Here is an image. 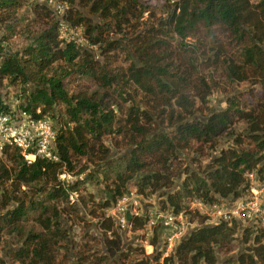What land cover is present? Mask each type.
<instances>
[{"label":"trees","instance_id":"16d2710c","mask_svg":"<svg viewBox=\"0 0 264 264\" xmlns=\"http://www.w3.org/2000/svg\"><path fill=\"white\" fill-rule=\"evenodd\" d=\"M26 1L0 0L4 32H0V112L11 110L1 91L3 85H11L16 109L54 121L56 160L37 156L26 162L13 146L0 151V235L17 239L16 247L6 253L9 264H55L58 252L68 251L70 241L61 216L69 205L68 195L83 184L103 182L114 201L127 190L129 181L139 194L169 187V160L177 158L178 151L191 148L192 143L214 147L216 139L240 120L245 128L233 137L234 145L221 149L199 173H187L181 189L162 193L164 205L177 215L187 211L186 198L204 204L218 198H242L250 187L248 173L264 178V100L248 107L232 95L225 107L206 117L188 118L195 99L205 103L211 91L206 76L197 75L201 49L204 59L200 61H206L207 68L220 66L227 76L240 79L251 72L264 94V0H166L165 17L157 25L143 27L139 15L146 8L138 0H58L63 4L59 14L48 4L32 1L31 10L43 18V25L32 32L24 25L18 28V32L26 30L28 42L12 50L6 47L10 35L5 32L17 26L21 19L16 12ZM68 27H80L103 59L113 50L131 52L128 80L151 97L152 108L172 106L174 101L186 115L170 113L173 128L153 130L152 114L134 104L122 111L106 93H86L85 89L69 93L64 87L69 78H86L105 89L113 77L91 49L60 36V29ZM216 32L224 35L225 43L217 39ZM229 47L237 52L228 53ZM111 133L128 137L130 148L110 156L103 137ZM78 158H84L87 165L76 167ZM60 173L73 178L60 179ZM105 200L101 208L108 205ZM113 221L108 215H98L95 225L110 235L101 236L103 252L83 243L82 263L122 264L135 253L127 264H160V259L163 264H216V253L230 242L236 225L234 219L200 225L163 256L165 241L160 242L157 234L151 244L160 249L151 254H145L140 245L122 247ZM147 222L146 214L129 220L133 230ZM254 230L252 243L244 251L217 264H264V223ZM251 231L250 226L245 228L246 233ZM91 240L98 242L94 236ZM0 264L7 263L0 257Z\"/></svg>","mask_w":264,"mask_h":264},{"label":"rangeland","instance_id":"374dc122","mask_svg":"<svg viewBox=\"0 0 264 264\" xmlns=\"http://www.w3.org/2000/svg\"><path fill=\"white\" fill-rule=\"evenodd\" d=\"M32 1L37 4L41 3L43 5H47L46 0H27L25 4L17 10L16 15L21 20L17 23V26L12 29V31L5 32V34L9 33L10 35V38H8L6 43V47L9 46L12 50L20 49L28 42L26 30L18 32V28L24 25L29 32H32V30H35L40 25H43V22H41L43 21V18L35 16L31 10L30 2ZM138 1L142 7L146 8L142 15H139V21L141 22L142 27L144 24L157 25L158 21L165 17L167 9L166 0ZM52 11L54 14H58L53 8ZM0 32H3L2 28L0 29ZM60 35L66 40L68 38H74L77 42L76 45L80 48L87 47L91 49L90 51L94 55V58L99 60L103 67L107 69V72L113 77L110 87L105 89L96 87L86 78H69L64 81V87L69 93L75 92L78 89H85L86 93L96 91L97 95L106 93L111 101L119 104L122 111L129 107V105L134 104L139 109L148 111L152 114L150 125L153 127V130L156 128L171 130L173 128V126L170 125V121H172V119L168 118L170 113L174 114V116H176V114L186 115V113L183 112L180 107L174 103V101L171 102L172 106L160 104L156 108H152L153 104L152 102H149L151 97L145 94L133 83V81L128 80L127 67L133 59L129 58L131 57V52H125L120 49L113 50L109 52L105 59H103L104 55L99 54L96 46H90L88 41L83 37L80 27H68L66 31L61 32ZM116 36L118 37V35ZM216 37L218 40L225 43L223 34L220 35L216 32ZM191 42H195L194 39H192ZM205 43L210 42L205 41ZM214 46L215 44H212L211 47ZM233 51L237 52L235 49L232 50V47L228 48V53ZM199 53L200 54H197V75L206 76V80L211 85V91L207 96L205 103L201 104L199 98L195 99L193 112L189 114V119H202L211 111L225 107L227 105L226 99L232 95H238L240 101L248 107H250L249 105L256 106L260 100H264L263 89L257 82V77L252 75L251 72L248 73V76L246 74L242 75V79L235 76L229 77L222 69H220V66H217V68H207V62L200 61V58L204 59L202 49ZM208 54H211V52ZM61 64L62 63H60V66ZM1 91L3 94V100L9 104L11 110H17V102L13 96L15 89L11 85L5 84L2 86ZM112 107L116 110V106L114 104H112ZM56 110L58 114L61 113L60 107H56ZM160 113L162 114L159 115ZM117 115L120 116L119 113H117ZM121 116L123 115L121 114ZM52 124L54 126V121H52ZM244 128L245 122L240 120L234 123L231 128L224 131L216 139L214 147L208 144L199 145L197 143H192L191 148L178 151V157L174 158L172 162L169 160V173H171V183L169 187H164L153 193L139 194L136 192L137 187L134 182L129 181L127 183V190H125L123 194L129 197L128 202L125 201L124 205L131 211V218L146 214L149 219L153 220H150L149 224H146L145 227L138 230H133L130 224L125 222L123 224L114 220L113 226L120 237L122 247H125L128 244L140 245L143 247L145 254H151L156 248L160 249V245L155 247L151 244V240L154 239L152 238L153 234H157V238L160 242L168 241L169 243L167 245V251L165 246V252L163 253V256H166L174 250L180 239L186 236L191 229L200 225L215 224L219 222L216 219L217 214L213 213V210L215 209V206L213 205L214 203L218 204L227 211L236 208V206L241 203V201H239L240 197L218 198L217 202L209 204H202L200 200H189L186 198L188 209H186L187 211L185 210L186 212H183L182 215L183 220L186 221L185 229L181 233H176L171 241L167 239L168 236L172 235V232L168 227L163 226L162 217L164 216V212L169 207L164 205L163 201L166 202V198L162 195V193L181 189L182 182L184 181L186 175H188L187 173H190V171L199 173L212 159V157L220 152L221 149L233 146V137L238 132H243ZM128 142V137L124 138L121 135H115L113 133L103 137V143H105L108 147L110 156H115L118 152L123 153L124 151H127L130 148ZM77 160L79 162L76 164V167L79 165H87L84 158H78ZM89 166H91V164ZM68 176L69 178H67ZM68 176L65 175L60 179L68 181L73 178V176L69 173ZM249 184L251 188L246 190L242 197H245L247 199L246 201L253 198L251 201L254 206L253 209L258 212H252L250 217H247L242 212L238 211L236 214L232 212L234 215L231 212H228L230 221L232 219L236 220L235 231L230 238V242L222 248V250L220 249L216 253V264L220 263L225 257L236 256L241 251H244L246 245L252 243L255 231L254 229L256 227L257 229H259V227L261 228L262 223H264V179L260 180L256 176L254 180L249 181ZM108 189H110V187L105 186L103 182H87L74 191L75 193L73 192L68 195L69 205L64 207L65 210L61 219L63 227L68 233L70 246L68 247V251L60 250L58 252L55 264H85L82 263V259L79 258V253L83 254L85 252V250H83L84 244L88 247H96V249H99L102 252L104 251L103 241L101 239L104 232H102V230L97 226L98 223L95 225V222L98 219V215L101 217H107V215L110 216L113 213L112 211L117 200L119 199L118 198L115 201L111 200L109 193L110 190ZM105 199H108V205L105 208H101V203L107 201ZM133 208H135V210ZM72 210L75 211L73 212ZM134 211L138 212V215L135 214ZM26 224L29 225L30 222L27 221ZM247 226L252 228L250 234L245 232V228ZM109 235V231L104 233V237ZM91 236H94L98 242L91 240ZM16 245L17 239L14 236L8 234L0 235V257L7 264H9V261L6 258V253L9 249L15 248ZM78 248L80 249L79 252L77 251ZM136 256L137 254L132 253L128 259H124L121 263L127 264L130 259L135 258ZM160 264H163L162 259H160Z\"/></svg>","mask_w":264,"mask_h":264},{"label":"built area","instance_id":"2783aa9c","mask_svg":"<svg viewBox=\"0 0 264 264\" xmlns=\"http://www.w3.org/2000/svg\"><path fill=\"white\" fill-rule=\"evenodd\" d=\"M46 3L53 9H55L56 13H61L63 9L62 3L58 2L57 0H46ZM64 31H66L64 30V28L60 29L59 34ZM68 39H73V41L77 44L74 38ZM53 137V124L52 121L46 116L34 118L29 113L18 109L10 110V112H0V151L4 146H13L19 150L26 162L33 161L37 156L56 160V155L54 154L53 150ZM65 175L68 176V174L60 173L59 178H63V176ZM256 176L257 175L254 172H250L247 174L249 181L254 180ZM67 178H69V176ZM128 198L129 197L127 195L123 194L117 200L112 211L113 213L110 215V217L113 216L112 218L114 220H116L117 222L119 221L123 224L124 222L129 224V220L125 218V213L129 212L131 215V211L129 210V208L124 205L125 201L128 202ZM246 200L247 199L245 197L240 198L239 201H241V203L238 204L236 208L230 209L228 211L224 210L218 204H213L215 206L213 213L217 214L216 219L218 221H230L228 212H233L234 214H236L237 211L242 212L247 217H250L252 215V212H258L257 210L253 209L254 206L251 202L253 198L249 199L248 201ZM200 202L202 203L201 200ZM133 209L135 210V208ZM134 212L138 215V212ZM163 215V226L168 227L172 232V235L167 237V239L171 241L176 233H181L185 229L186 221L183 220V213H179L176 215L173 214L170 210H166ZM150 220L153 219H149L147 224H149ZM165 244L167 251V245L169 244L168 241H165Z\"/></svg>","mask_w":264,"mask_h":264},{"label":"water","instance_id":"95a60500","mask_svg":"<svg viewBox=\"0 0 264 264\" xmlns=\"http://www.w3.org/2000/svg\"><path fill=\"white\" fill-rule=\"evenodd\" d=\"M125 218H127V220H130V218H131L130 213H125Z\"/></svg>","mask_w":264,"mask_h":264}]
</instances>
